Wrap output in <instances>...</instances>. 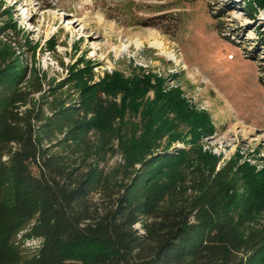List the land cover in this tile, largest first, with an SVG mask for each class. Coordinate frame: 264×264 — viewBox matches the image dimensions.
I'll use <instances>...</instances> for the list:
<instances>
[{
	"label": "trees",
	"instance_id": "trees-1",
	"mask_svg": "<svg viewBox=\"0 0 264 264\" xmlns=\"http://www.w3.org/2000/svg\"><path fill=\"white\" fill-rule=\"evenodd\" d=\"M244 4L264 10V0ZM0 8V264H264V169L213 176L193 148L153 152L169 113L194 138L212 132L205 111L157 80L158 112L147 106L142 126L126 120L153 85L142 72L63 98L50 87L53 100L33 103L43 77L24 54L37 44ZM118 94L122 105L110 100Z\"/></svg>",
	"mask_w": 264,
	"mask_h": 264
},
{
	"label": "rangeland",
	"instance_id": "rangeland-1",
	"mask_svg": "<svg viewBox=\"0 0 264 264\" xmlns=\"http://www.w3.org/2000/svg\"><path fill=\"white\" fill-rule=\"evenodd\" d=\"M244 1L0 0L37 44L34 55L28 49L24 54L25 63L43 77L41 90L31 95L33 103H42L44 95L53 100L51 88L59 85L60 98L98 88L112 72L126 79L135 72L150 75L153 85L136 112L127 107L126 120L136 117L142 126L147 106L158 112L163 101L156 104L157 80L164 90L179 89L209 115L213 131L201 126L194 138L190 125L169 113L153 152L193 148L202 154L198 164L213 169V176L245 165L255 172L264 169V10L252 15ZM154 40L168 53L154 47ZM74 73L81 79L74 81ZM110 100L122 105L124 95ZM162 123L154 121L153 128ZM117 161L121 155L109 165ZM258 219L264 221V211Z\"/></svg>",
	"mask_w": 264,
	"mask_h": 264
},
{
	"label": "bare ground",
	"instance_id": "bare-ground-1",
	"mask_svg": "<svg viewBox=\"0 0 264 264\" xmlns=\"http://www.w3.org/2000/svg\"><path fill=\"white\" fill-rule=\"evenodd\" d=\"M152 45H153L154 47L159 48L162 52L168 53V52H166V51H167V47H165L164 44L159 43L157 40H154V41L152 42ZM169 56L172 57L171 55H169Z\"/></svg>",
	"mask_w": 264,
	"mask_h": 264
}]
</instances>
